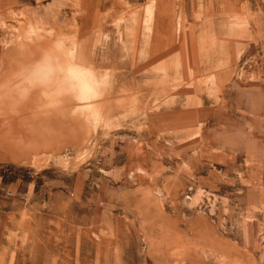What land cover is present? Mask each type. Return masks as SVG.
Returning <instances> with one entry per match:
<instances>
[{
    "label": "rangeland",
    "instance_id": "1",
    "mask_svg": "<svg viewBox=\"0 0 264 264\" xmlns=\"http://www.w3.org/2000/svg\"><path fill=\"white\" fill-rule=\"evenodd\" d=\"M78 3L0 0V48L53 36ZM100 10L122 49L135 19V69L103 54L102 116L79 140L0 149V264H264V0ZM152 15L166 34L148 55Z\"/></svg>",
    "mask_w": 264,
    "mask_h": 264
},
{
    "label": "crops",
    "instance_id": "2",
    "mask_svg": "<svg viewBox=\"0 0 264 264\" xmlns=\"http://www.w3.org/2000/svg\"><path fill=\"white\" fill-rule=\"evenodd\" d=\"M77 2L81 7L80 12L69 10L70 12L64 14L63 20H58L53 31L51 30L50 33L53 36L32 37L31 40L21 44L0 48V142L3 143L0 149L12 150L24 147L53 149L79 140L82 133L86 132L90 113L84 115L83 109L70 98H66L60 108L50 110L43 106L39 90L33 91L27 97H22L20 94V70L58 40L63 39L65 43L76 46L81 57L101 73L105 52L131 55L124 56V66L135 69L137 52L135 19H128L131 24L128 25L127 38L125 39L122 34L126 44L124 48L127 49H122L118 42L119 37L116 36L117 28L112 23L113 16L105 15L100 10L103 0H77ZM131 16L128 15V18ZM152 16L150 24L143 27L146 29L143 30V53L148 55L153 53L152 48L157 46V42L152 40L153 37L157 38L153 30L158 29L160 34L163 32V36L166 34V31L164 34L165 17L161 16L157 20L155 15ZM56 17L61 18V15L56 14ZM49 22H56V20ZM50 28L49 26L48 30ZM105 32L110 35V38L111 33H114L115 41L110 38L105 40ZM159 44L166 46L167 38L163 37V41L161 40ZM109 96L111 97V94ZM106 98L104 90L99 99L94 102L97 118L102 116L103 102ZM19 143L30 144V147L20 146Z\"/></svg>",
    "mask_w": 264,
    "mask_h": 264
},
{
    "label": "clouds",
    "instance_id": "3",
    "mask_svg": "<svg viewBox=\"0 0 264 264\" xmlns=\"http://www.w3.org/2000/svg\"><path fill=\"white\" fill-rule=\"evenodd\" d=\"M19 81L22 97L39 90L43 106L50 110L60 108L70 98L88 115L108 87L109 78L87 63L76 46L61 39L24 66Z\"/></svg>",
    "mask_w": 264,
    "mask_h": 264
},
{
    "label": "bare ground",
    "instance_id": "4",
    "mask_svg": "<svg viewBox=\"0 0 264 264\" xmlns=\"http://www.w3.org/2000/svg\"><path fill=\"white\" fill-rule=\"evenodd\" d=\"M95 112H96V110H95ZM94 115V114H93ZM97 115V114H96Z\"/></svg>",
    "mask_w": 264,
    "mask_h": 264
}]
</instances>
